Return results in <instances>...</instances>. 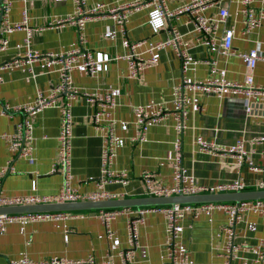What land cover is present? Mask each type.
I'll use <instances>...</instances> for the list:
<instances>
[{
	"label": "crops",
	"instance_id": "obj_1",
	"mask_svg": "<svg viewBox=\"0 0 264 264\" xmlns=\"http://www.w3.org/2000/svg\"><path fill=\"white\" fill-rule=\"evenodd\" d=\"M131 0H87L85 8L101 2L108 6ZM144 1V0H141ZM189 0H166V7L173 10ZM203 15L216 21L219 8H225L228 16L219 22L214 33L218 40L226 29L233 31L231 52L222 54L211 51L202 43L203 38L195 29L190 15L183 13L166 20V25L154 32L148 24V6L131 12L126 24V38L130 42L145 41L135 48L143 57L148 43L164 40L170 36L174 26L182 34L183 41L196 64H190L186 72L181 70V57L172 46L160 52L157 63L140 71L135 78L127 76L125 55L130 48L122 45L123 35L118 25L110 17L100 16L86 22L82 31L70 24L45 28L53 17H64L74 10L72 0H11L6 19L8 23L24 21L32 29L31 46L39 52L59 53L77 47L90 51L94 57L103 53L108 58V68L98 75L90 76L81 70L72 72V81L79 93L116 89V106L112 116L115 125V156L113 170L126 169L128 183L108 182L104 190L115 193L117 198L145 197L144 173H148L154 183L172 184L173 141L175 139L174 120L171 116L150 124L144 140L132 139L138 126L133 108L142 106L146 110L162 104L173 107V88L183 77L190 82H206L213 78L227 81H242L245 77V63L238 55L256 49L260 59L254 69V83L264 87V20L260 27L245 31L241 3L239 0H210ZM250 6L255 12L264 9V0H252ZM27 11L24 18L23 11ZM4 21H1V28ZM82 36L83 43L79 36ZM8 47L0 51V65L22 53L24 30H12L3 34ZM17 67H0V134L11 133L15 124L24 117L21 112L4 113V105H19L33 100L36 89L47 94L58 82L56 63L42 60H27ZM26 61V62H25ZM190 98L184 107L187 110L185 129L182 135L184 166L191 171L197 182L212 186L230 181L241 175L247 183L244 191L255 190V183L264 178V142L250 143L253 137L264 136V98L251 104L245 111V96L224 92H204L184 89ZM64 94L58 98L63 102ZM194 104L199 109H194ZM72 155L71 183L79 192L96 189L100 176L102 131L93 120L94 107L79 96L72 101ZM33 145L35 161L14 158V172L0 180V195L39 194L51 195L58 192L63 181L59 172H51L52 163L58 157V132L60 111L48 107L32 117ZM202 137L228 147L243 139L248 157L253 166L242 165L238 170L236 158L228 153H211L200 150L196 139ZM11 158L7 141L0 137V169ZM238 171V172H237ZM123 195V197H122ZM75 217L62 221L13 222L0 234V264H10L11 260L27 256L41 261L51 256L65 257L72 261H85L89 256L95 264H120L119 251L128 246L126 222L131 214L126 212L110 223L112 239H108L99 209L72 211ZM137 225L138 246L130 264H162L165 259V218L159 209L148 210ZM226 215L221 210L202 212L194 217L187 212L180 221L182 227L179 245L189 253V264H226L225 237L221 228ZM264 236V219L254 211H244L235 227V249L230 264H264L257 257L258 243Z\"/></svg>",
	"mask_w": 264,
	"mask_h": 264
},
{
	"label": "built area",
	"instance_id": "obj_2",
	"mask_svg": "<svg viewBox=\"0 0 264 264\" xmlns=\"http://www.w3.org/2000/svg\"><path fill=\"white\" fill-rule=\"evenodd\" d=\"M62 1V0H57ZM241 3V13L243 14V24L245 31L260 27L264 20V9L255 12L250 6L252 0H239ZM74 10L64 17H53L44 26L34 28V31H41L45 28L60 27L64 24H70L82 31L86 22L96 17H110L120 28L123 35L122 45L130 48V51L124 56L127 60L129 78H135L140 71L151 67L157 63L160 52L168 46H172L176 53L181 57L182 73L186 72L190 64L198 63L190 54L186 42L183 41L182 34L174 26L170 27V36L164 40H158L148 43L146 51L149 56L143 57L140 53L135 52V48L141 46L145 41L130 42L126 38V24L132 11L142 6H148V24L154 32L166 25V20L179 14H189L191 21L195 25L196 31L202 34V43L209 47L211 51H219L222 54L231 52L233 40V31L226 29L223 35L215 40L214 33L218 23L225 21L228 11L225 8H219L218 18L212 21L203 15V11L212 2L210 0H189L187 3L169 10L166 7V0H131L126 3L108 6L104 3L97 2L92 7L86 9L87 0H72ZM11 7V0H0V16L4 25L0 28V51L8 47V40L3 36L7 31L24 30L22 53L17 57L4 61L0 67L8 69L20 66L24 63L21 55L27 60H42L46 63H56L58 65L59 82L47 93L44 94L39 88L36 89V95L33 100L21 103L19 105H4L3 112L18 111L23 114L22 120L15 124L11 133H1L0 137L7 141L8 150L11 158L6 165L0 169V180L7 174L14 172L12 161L14 158H24L28 162L35 161L33 145V128L32 117L48 107H57L60 111V125L57 136L58 140V157L52 163L51 172H59L63 176V181L59 190L51 195L39 194H22V195H0V207L20 206L45 203H64L77 201H95L105 199H115L117 195L104 190V185L108 182L128 183V172L126 169L113 170L112 164L115 156V125L116 119L112 116V110L116 106V89H107L99 92H82L74 86L72 81V72L81 70L90 76H96L108 68V58L103 53H98L94 57L90 51L84 50L83 47H77L65 52H39L32 48L31 38L32 29L27 28L24 21L17 23H8L6 16ZM27 11H23L24 18ZM80 42L83 38L80 35ZM245 63L246 74L242 81H227L226 79L213 78L206 82H190L183 77L182 80L173 88V107L169 108L162 104H157L146 110L142 106L133 108L135 123L138 126L135 136L132 138L136 141L144 140L146 131L150 124L162 121L168 116L174 120L175 139L173 141L174 156L172 158V184L169 186L154 183L153 178L144 173V184L146 196L167 197L173 195H192L203 193H224L244 191L247 183L241 175L230 181L216 183L212 186H205L197 182L194 174L189 171L183 163L182 153V135L185 129V119L187 110L185 103L190 98L185 94L184 89L201 90L204 92H224L227 91L234 95L245 96V111L251 109V104L255 101H261L264 98V87L256 86L254 83V69L257 61L260 59L256 49L247 52L238 53ZM26 62V61H25ZM64 94L63 102H58V98ZM79 96L94 107L93 120L97 128L102 131V151H101V169L100 176L96 180V189L85 193L79 192L71 183V155H72V127L73 117L71 112L72 101ZM194 109H199L194 104ZM264 142V136L253 137L250 139L251 144ZM197 147L202 151L211 153L223 152L234 155L236 158L235 166L238 170L242 165L253 166V161L248 157L243 139L237 140L233 145L221 147L202 137L196 139ZM238 172V171H237ZM255 190L264 189V178L255 183ZM123 197V195H122ZM159 209L163 212L165 218V239L164 250L165 259L162 264H189V253L179 245L181 225L180 221L187 212H191L194 217L202 212L221 210L226 215V222L221 228V234L225 237V255L226 264H230L235 249V227L242 218L244 211H254L262 215L264 219V199H250L220 202H201V203H177L173 205L162 206H141L129 208H107L99 209L100 218L104 224L106 236L112 239L113 231L110 223L117 216L126 212L132 216L126 222L128 246L121 249L118 253L120 264H130L134 260L135 252L138 246V228L137 225L143 220L146 211ZM75 217L72 211H41V212H24L13 214H0V234L6 230L8 224L13 222H38V221H62ZM257 257L264 260V236L258 243ZM10 264H95L94 258L89 256L85 261H72L65 257L51 256L41 261H34L27 256L10 261ZM107 264V263H104Z\"/></svg>",
	"mask_w": 264,
	"mask_h": 264
},
{
	"label": "water",
	"instance_id": "obj_3",
	"mask_svg": "<svg viewBox=\"0 0 264 264\" xmlns=\"http://www.w3.org/2000/svg\"><path fill=\"white\" fill-rule=\"evenodd\" d=\"M2 16H0L1 28ZM250 199H264V189L251 191H236L224 193H203L192 195H173L167 197H132V198H115L95 201H77L64 203H45L20 206H5L0 207V214H13L24 212H41V211H74L85 209H107V208H129L141 206H162L173 205L177 203H201V202H220V201H235Z\"/></svg>",
	"mask_w": 264,
	"mask_h": 264
}]
</instances>
